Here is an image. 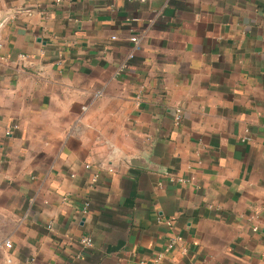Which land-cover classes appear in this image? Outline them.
I'll use <instances>...</instances> for the list:
<instances>
[{"label": "crops", "instance_id": "crops-1", "mask_svg": "<svg viewBox=\"0 0 264 264\" xmlns=\"http://www.w3.org/2000/svg\"><path fill=\"white\" fill-rule=\"evenodd\" d=\"M58 1L0 0V264H264V0Z\"/></svg>", "mask_w": 264, "mask_h": 264}, {"label": "built area", "instance_id": "built-area-1", "mask_svg": "<svg viewBox=\"0 0 264 264\" xmlns=\"http://www.w3.org/2000/svg\"><path fill=\"white\" fill-rule=\"evenodd\" d=\"M58 2H60V0H59ZM130 41H131L132 43H134V45H135V47H134V52L138 51V50L140 49V38H139V36H135V35L132 36V37L130 38ZM1 48H2V44L0 43V49H1ZM133 57H134V55L131 54V55L129 56V59H133ZM20 58H21L22 61H25V60L28 59L29 57H28V56H25V55H22V56H20ZM0 59H1V61H3V62L8 61V58H6V57H1ZM125 67H126V66H125ZM99 95H101V94H99ZM182 113H183L182 109L178 108V109L176 110V121H177V122H179V121L181 120V118H182ZM16 129H17L16 126L13 127L9 132H7V135H8L9 137H12V136L14 135V130H16ZM247 140H250V139H249V138H243V139H242L243 142H246ZM86 169H92V166H91L90 164H87V165H86ZM99 170H101V169L98 168V170L96 171V173H95V175H94V177H93V179H92L93 183H96V182L98 181V179H99L100 172H101V171H99ZM109 172H110V173H113L114 170L109 169ZM194 180H195V178H191V180H184V179H178V180H175V179H172V182H176V181H178L179 183H183V184H184V183H187V182H190V181H194ZM88 208H89V204L87 203L86 206H85V209H84V213H85V214L88 212ZM168 225L171 226V223H168ZM254 231L257 232V231H258V228H254ZM181 241H182V238H180L179 236H178V237H173V238L169 241V243H168V249H167V250H171L172 248H174V247L176 246V244H178V243L181 242ZM6 244L9 245L10 242H7ZM81 244H82V246H83L84 248H86V249H87V248H91V247H93V241H92V239H91L90 237H88V236H87V237H83V238L81 239ZM161 260H162V256L157 257V259L154 261V264L158 263V262L161 261ZM7 263L10 264L11 261L8 260Z\"/></svg>", "mask_w": 264, "mask_h": 264}]
</instances>
